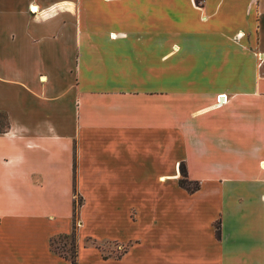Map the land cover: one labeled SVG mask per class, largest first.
Listing matches in <instances>:
<instances>
[{
    "label": "crops",
    "instance_id": "crops-1",
    "mask_svg": "<svg viewBox=\"0 0 264 264\" xmlns=\"http://www.w3.org/2000/svg\"><path fill=\"white\" fill-rule=\"evenodd\" d=\"M74 196L77 264H264V0H0V264Z\"/></svg>",
    "mask_w": 264,
    "mask_h": 264
},
{
    "label": "trees",
    "instance_id": "trees-1",
    "mask_svg": "<svg viewBox=\"0 0 264 264\" xmlns=\"http://www.w3.org/2000/svg\"><path fill=\"white\" fill-rule=\"evenodd\" d=\"M178 169H179V178L177 180V183L180 187L184 188L187 192L191 193L193 191H195L198 188V182L196 180H189L187 179L186 176V171H185V167L184 164L182 162H180L178 164ZM80 204V199L78 201L75 202V200L73 199V223H72V231L71 233L68 235V237H70V243L72 245V251L70 253V255L67 257L62 253H58L62 256H65L69 259L70 264H77L76 262V244H75V222H74V217H75V213H76V208L77 206ZM215 235L218 236L219 235V229L217 224L215 225ZM52 241V240H51ZM51 241H50V246H51Z\"/></svg>",
    "mask_w": 264,
    "mask_h": 264
},
{
    "label": "rangeland",
    "instance_id": "rangeland-1",
    "mask_svg": "<svg viewBox=\"0 0 264 264\" xmlns=\"http://www.w3.org/2000/svg\"><path fill=\"white\" fill-rule=\"evenodd\" d=\"M74 200L75 202L79 200V197L74 196ZM76 215V214H75ZM99 247H101L103 250H112V251H116L120 252L121 249L117 248L115 243H101L98 244ZM51 248L58 253H62L65 256H69L71 251H72V245L70 243V237L68 236H57L55 238L52 239L51 241Z\"/></svg>",
    "mask_w": 264,
    "mask_h": 264
},
{
    "label": "bare ground",
    "instance_id": "bare-ground-1",
    "mask_svg": "<svg viewBox=\"0 0 264 264\" xmlns=\"http://www.w3.org/2000/svg\"><path fill=\"white\" fill-rule=\"evenodd\" d=\"M36 7H34V9H35Z\"/></svg>",
    "mask_w": 264,
    "mask_h": 264
}]
</instances>
